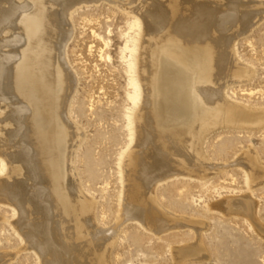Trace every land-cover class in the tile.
<instances>
[{"label":"bare ground","instance_id":"obj_1","mask_svg":"<svg viewBox=\"0 0 264 264\" xmlns=\"http://www.w3.org/2000/svg\"><path fill=\"white\" fill-rule=\"evenodd\" d=\"M98 1L0 0V123L14 120L9 128L0 126V202L19 214L15 230L40 264H110L109 250L119 225L101 229L96 224L93 200L81 192L73 165L81 132L68 118L75 82L63 55L72 32L71 11ZM109 1L133 17L137 30L133 48L124 46L130 52L134 89V113L129 117L133 145L122 160L118 221H135L155 235L189 227L198 237L197 221L162 209L155 188L174 170L193 167L204 172H198L204 179L211 163L204 158L203 139L227 119L248 126L264 121V111L227 103L222 92L228 82L250 75L223 27L235 17L240 27L249 25L251 14L263 4ZM217 19L225 31L215 25ZM8 105L22 115L8 116ZM249 164L252 174L264 177L262 164L251 159ZM249 200L221 197L209 208L252 220ZM199 242L197 238L175 246V264L202 255ZM5 255L0 253V264Z\"/></svg>","mask_w":264,"mask_h":264},{"label":"rangeland","instance_id":"obj_2","mask_svg":"<svg viewBox=\"0 0 264 264\" xmlns=\"http://www.w3.org/2000/svg\"><path fill=\"white\" fill-rule=\"evenodd\" d=\"M254 1L263 5L251 14L249 25L240 27L239 18L235 17L233 25L229 22L223 27L228 31L224 35L233 38L240 63L250 69V75L228 82L222 92L227 103L264 111V0ZM112 3L99 0L74 7L70 17L72 32L63 55L75 82L68 118L81 132L73 154L78 186L84 196L93 200L94 219L99 228L119 224L109 250L110 264H175L174 249L197 238L200 247L203 246L202 255L187 257L181 264H264V177L259 172L252 174L248 165L251 159L264 166V121L248 126L227 119L203 139L204 158L211 163L204 179L198 174L204 173L202 170L192 171L191 167L164 174L165 179L162 177L156 186L155 199L162 209L197 221L200 236L196 237L189 227L155 235L135 221H118L122 160L133 145V124L129 117L134 113L130 99L134 89L130 85V52L124 46L127 43L129 49L133 48L137 30L133 17ZM218 22L220 19L215 25L220 28ZM6 108L8 116L22 115L12 105ZM13 121L10 118L0 126L7 124L9 128ZM220 196L250 199L254 219L210 209ZM0 203V253L8 255L1 264H40L35 252L26 249L15 230L19 214Z\"/></svg>","mask_w":264,"mask_h":264}]
</instances>
